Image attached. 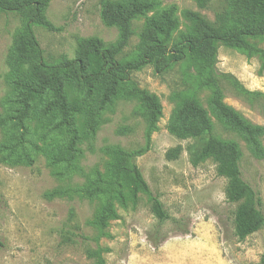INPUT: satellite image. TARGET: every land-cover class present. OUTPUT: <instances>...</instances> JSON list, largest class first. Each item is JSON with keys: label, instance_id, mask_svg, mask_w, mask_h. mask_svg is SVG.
<instances>
[{"label": "rangeland", "instance_id": "obj_1", "mask_svg": "<svg viewBox=\"0 0 264 264\" xmlns=\"http://www.w3.org/2000/svg\"><path fill=\"white\" fill-rule=\"evenodd\" d=\"M103 1L48 0L44 16L56 30L32 27L45 63L54 64L62 57L74 59L77 44L84 39L96 38L105 46L117 42V29L101 22ZM150 1L153 9L130 22L131 37L117 58L121 62L132 61L139 54L148 20L157 19L172 6L177 29L169 47L194 34L187 13L218 25L217 19L227 22L231 9V0H202V6L195 0ZM22 24L21 16L0 13V146H5L0 154V264H99L100 260L104 264H261L264 228L242 241L235 237L238 204L228 202L227 182L217 174L212 158H198L206 136L181 140L169 132V125L184 101L196 100L213 126L211 136L236 144L241 178L253 190L259 201L257 209L264 216V61L219 44L214 66L222 103L249 126L261 128L262 157L252 154L243 137L216 117L210 104L213 91L199 86L200 67L185 57L162 74L152 65L129 73L135 85L155 96L161 107L148 141L145 112L135 98L121 90L100 110L99 87L88 97L82 87L68 82L67 98L92 107L97 126L90 134L82 108L75 117L81 138L75 158L54 162L64 159L65 136L56 126L55 114H41L43 104L33 106L24 140L17 142L12 82L20 76L17 72L29 73L28 65H12ZM247 42L264 53V38ZM222 76L231 77L250 94L239 93ZM116 149L141 151L123 166L139 169L169 217L163 224L152 215L145 194L139 192L136 201L132 199L123 176L119 180L123 201L112 200L116 218L103 231L96 226L107 193L115 189L110 165ZM19 155L30 158L32 165L19 162ZM97 178L104 181V190L89 197L85 192L96 186ZM58 192L62 195H55Z\"/></svg>", "mask_w": 264, "mask_h": 264}, {"label": "trees", "instance_id": "obj_2", "mask_svg": "<svg viewBox=\"0 0 264 264\" xmlns=\"http://www.w3.org/2000/svg\"><path fill=\"white\" fill-rule=\"evenodd\" d=\"M202 6V0H195ZM48 0H0V13L17 14L23 18V24L16 37L12 65H28L29 73L16 75L12 82L16 91L13 122L18 130L17 142L22 144L25 134V123L33 116V106L43 104L41 114L57 116L56 126L65 136L63 146L64 159L54 162H71L76 154V146L81 138L76 129L75 117L82 108L87 116V127L90 134L95 132L96 112L90 106L72 103L66 96L65 86L68 82L82 87L86 96H91L95 87L101 89L99 109L109 104L111 100L123 91L133 97L145 112L147 124L146 138L154 129L161 116V107L155 96L139 89L130 79L129 73L152 65L157 74L168 71L185 57L199 65V86L213 91L210 98L211 107L216 117L230 130L243 137L249 150L257 157H262L259 137L261 128L246 124L232 109L222 103L221 86L215 74L217 46L239 49L247 56L257 55L264 61V53L251 47L248 39L264 38V0H231L227 22L217 19V24H210L197 14L187 13L186 17L194 26V34L183 36L178 43L169 47L172 34L177 29L174 15L175 7L163 11L157 19L151 18L141 35L139 54L132 61L121 62L117 58L127 47L131 37L130 22L137 16L149 12L154 7L150 0H105L101 4L100 19L106 27H114L118 31V40L114 45L105 46L96 38L84 39L78 42L74 59L62 57L54 64L44 62L42 51L32 31L33 26L48 31L56 29L44 16ZM186 53L187 55H185ZM222 78H229L222 76ZM239 93L249 95L238 83L229 78ZM46 99V100H45ZM213 126L206 112L194 99H187L175 113L169 125V132L175 137L185 140L205 135L199 153V159L212 158L216 164L217 174L226 182V198L228 202L238 204L234 214L235 237L242 241L246 237L264 228V216L258 211L259 201L253 190L242 180L238 166L239 151L234 143L223 142L211 136ZM5 146H0V154ZM9 149V148H8ZM177 148L175 152L177 153ZM114 162L110 165L112 185L115 189L107 193L106 199L96 226L103 231L109 220L116 218L112 200L123 201L119 180L127 178L131 197L136 201L139 192L148 197L151 213L159 224L169 219L159 199L150 191L138 168H126L128 159L138 156L141 151L127 153L116 149L112 151ZM22 155V154H21ZM17 156L19 162L26 166L32 165V160L24 155ZM57 164V163H54ZM124 165V166H123ZM104 190V181L96 180V186L85 192L89 197L99 196ZM55 195H62L58 192ZM0 247L3 243L0 241ZM99 264H104L103 260ZM264 264V254L261 257Z\"/></svg>", "mask_w": 264, "mask_h": 264}]
</instances>
